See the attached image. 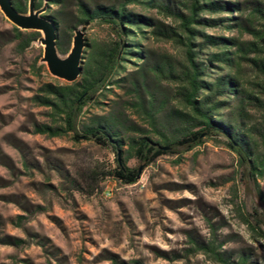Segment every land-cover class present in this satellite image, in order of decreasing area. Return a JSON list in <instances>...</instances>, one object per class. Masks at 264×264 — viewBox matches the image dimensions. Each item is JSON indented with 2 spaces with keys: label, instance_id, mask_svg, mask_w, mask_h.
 <instances>
[{
  "label": "trees",
  "instance_id": "trees-1",
  "mask_svg": "<svg viewBox=\"0 0 264 264\" xmlns=\"http://www.w3.org/2000/svg\"><path fill=\"white\" fill-rule=\"evenodd\" d=\"M231 1L33 0L35 10L46 8L40 16L57 32L60 56L70 51L77 28L92 24L106 32L86 41L83 72L75 82L55 79L32 98L48 119L34 125L35 134L70 137L113 155L112 166L93 161L76 171L70 178L76 191L93 196L106 180L133 185L161 157L180 160L211 141L235 156L241 182L254 185L261 211L248 213L237 200L234 207L252 235L264 240L259 185L264 182V0ZM10 2L27 13L29 0ZM12 32L20 52L40 37L16 27ZM153 43L171 51L158 53ZM110 96L115 99L106 103ZM22 165L30 164L23 158ZM210 227L211 239H192L190 254L202 253L215 264H264L250 252L223 250L217 229ZM0 243L21 247L24 242L0 237Z\"/></svg>",
  "mask_w": 264,
  "mask_h": 264
},
{
  "label": "rangeland",
  "instance_id": "rangeland-1",
  "mask_svg": "<svg viewBox=\"0 0 264 264\" xmlns=\"http://www.w3.org/2000/svg\"><path fill=\"white\" fill-rule=\"evenodd\" d=\"M245 1L250 0L231 2ZM13 27L0 12V237L24 243H0V264H111L112 257L124 264H215L187 251L192 239H211V224L226 252L264 258V240L252 235L234 207L237 200L248 213L261 211L255 187L241 182L235 156L211 141L180 160L161 157L133 185L106 180L93 196L76 191L70 183L76 171L93 161L112 166L113 155L70 137L34 133V125L48 119L32 98L56 78L45 65L34 72L43 47L34 42L20 52ZM82 32L86 41L106 33L92 24ZM152 49L171 51L164 43H153ZM259 185L264 192V182ZM107 189L110 197L104 196Z\"/></svg>",
  "mask_w": 264,
  "mask_h": 264
},
{
  "label": "water",
  "instance_id": "water-1",
  "mask_svg": "<svg viewBox=\"0 0 264 264\" xmlns=\"http://www.w3.org/2000/svg\"><path fill=\"white\" fill-rule=\"evenodd\" d=\"M45 10V7L35 10L33 0H29L27 13L21 14L14 9L10 0H0V12L14 27L42 34L36 44L43 47L40 62L46 66L48 73L64 82H75L82 75L85 63L83 52L87 45L82 32L84 26L81 30H74L70 51L65 57H60L56 46L57 32L40 16Z\"/></svg>",
  "mask_w": 264,
  "mask_h": 264
},
{
  "label": "built area",
  "instance_id": "built-area-1",
  "mask_svg": "<svg viewBox=\"0 0 264 264\" xmlns=\"http://www.w3.org/2000/svg\"><path fill=\"white\" fill-rule=\"evenodd\" d=\"M112 195V190H106L105 193H104V196L105 197H110Z\"/></svg>",
  "mask_w": 264,
  "mask_h": 264
}]
</instances>
